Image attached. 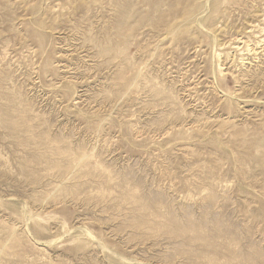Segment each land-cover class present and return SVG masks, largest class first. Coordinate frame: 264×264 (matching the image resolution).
Returning a JSON list of instances; mask_svg holds the SVG:
<instances>
[{"label": "rangeland", "instance_id": "obj_1", "mask_svg": "<svg viewBox=\"0 0 264 264\" xmlns=\"http://www.w3.org/2000/svg\"><path fill=\"white\" fill-rule=\"evenodd\" d=\"M263 18L0 0V264H264Z\"/></svg>", "mask_w": 264, "mask_h": 264}, {"label": "bare ground", "instance_id": "obj_2", "mask_svg": "<svg viewBox=\"0 0 264 264\" xmlns=\"http://www.w3.org/2000/svg\"><path fill=\"white\" fill-rule=\"evenodd\" d=\"M261 23L264 25V18L261 20ZM255 27L256 26H251V28H250V31L249 32H254V30H255ZM258 34L259 35H256V36H258V38H261L260 36L262 35L263 36V38L262 39H260V40H257V41H255V44H252L251 42H250V40H246L245 41V39L243 40V39H235V41H233V42H231V43H229L228 44V46L229 47H231L232 46V48H234L235 50H240L241 48H243V47H245L246 48V50L247 51H252L253 50V48L254 47H256V46H258L259 45V48H260V43H262L263 41H264V28L262 27V28H260L258 31ZM239 44H241L242 45V47H239ZM251 46H254L253 48H251ZM227 47V46H226ZM214 51V50H213ZM249 53V52H248ZM241 54V53H240ZM253 54V53H252ZM256 55V54H255ZM213 58V57H212ZM235 58V57H234ZM239 60H241V61H243V59L242 58H240ZM240 62V61H239ZM247 63V62H246ZM220 67V66H219ZM143 71V70H142ZM214 71V70H213ZM224 71V70H223ZM71 102V101H70ZM201 124V123H200ZM26 220V219H25ZM28 230V229H27ZM89 231V230H88ZM77 233H79V232H77ZM87 237H91V235H90V233L89 232H87V231H85V232H83ZM82 234V233H81ZM92 234V233H91ZM79 235V234H78ZM77 235V236H78ZM76 236V237H77ZM82 236H83V234H82ZM79 237V236H78ZM81 237V236H80ZM93 237V236H92ZM76 239V238H75ZM92 239V238H91ZM102 247H104V246H102ZM111 252V251H110ZM114 257V256H113ZM124 260V259H123ZM124 262H126V261H124ZM128 263V262H127ZM136 263V262H135ZM126 264V263H125Z\"/></svg>", "mask_w": 264, "mask_h": 264}]
</instances>
